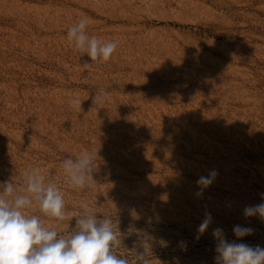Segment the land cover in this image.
I'll return each instance as SVG.
<instances>
[{"label": "rangeland", "instance_id": "374dc122", "mask_svg": "<svg viewBox=\"0 0 264 264\" xmlns=\"http://www.w3.org/2000/svg\"><path fill=\"white\" fill-rule=\"evenodd\" d=\"M80 19L118 41L108 61L85 66L67 38ZM86 151H98L95 181L73 189L62 161ZM32 168L66 219L36 202L26 215L64 236L85 209L111 217L129 264L142 246L151 264H215L218 227L264 248V222L243 215L264 202V0H0V183ZM237 224L254 233L238 240Z\"/></svg>", "mask_w": 264, "mask_h": 264}, {"label": "clouds", "instance_id": "9594fccd", "mask_svg": "<svg viewBox=\"0 0 264 264\" xmlns=\"http://www.w3.org/2000/svg\"><path fill=\"white\" fill-rule=\"evenodd\" d=\"M67 38L74 43L75 49L90 58L91 63H85L89 68L96 61H108L118 46V41L102 42L95 36L90 37L86 19L71 26ZM104 96L105 90L99 89L93 103H102ZM81 103L79 99L72 100L73 106ZM96 157L98 151H86L62 161L63 171L73 189H84L95 181ZM217 175L211 170L207 176L199 177L197 197L214 183ZM261 195L264 198V194ZM33 202L46 217L59 221L66 219L65 201L60 190L54 182L46 183L39 168L26 172L22 185L16 186L11 180L0 183V264H129V260L117 252L121 239L114 231L111 217L98 219L95 213L85 209L72 215L75 227L64 236L56 229L45 227L36 215L25 214ZM243 215L259 217L264 222V202L245 206ZM211 223V214L206 212L197 228V239ZM253 233L251 227L233 226V234L238 240ZM212 236L216 241L215 264H264V248L259 245L230 242L219 227L213 229ZM143 239L148 241L150 238L144 236ZM151 256V248L142 246V250L135 252L134 264H151Z\"/></svg>", "mask_w": 264, "mask_h": 264}]
</instances>
